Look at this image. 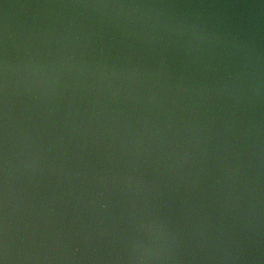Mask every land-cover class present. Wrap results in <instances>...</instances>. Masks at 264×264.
<instances>
[{
	"label": "water",
	"instance_id": "obj_1",
	"mask_svg": "<svg viewBox=\"0 0 264 264\" xmlns=\"http://www.w3.org/2000/svg\"><path fill=\"white\" fill-rule=\"evenodd\" d=\"M0 264H264V0H0Z\"/></svg>",
	"mask_w": 264,
	"mask_h": 264
}]
</instances>
